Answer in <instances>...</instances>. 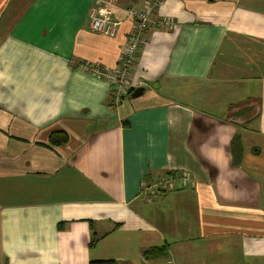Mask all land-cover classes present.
Instances as JSON below:
<instances>
[{"label": "crops", "instance_id": "obj_1", "mask_svg": "<svg viewBox=\"0 0 264 264\" xmlns=\"http://www.w3.org/2000/svg\"><path fill=\"white\" fill-rule=\"evenodd\" d=\"M147 1L105 36L94 0H0V264H264V0H163L117 104L81 65L115 67Z\"/></svg>", "mask_w": 264, "mask_h": 264}, {"label": "built area", "instance_id": "obj_2", "mask_svg": "<svg viewBox=\"0 0 264 264\" xmlns=\"http://www.w3.org/2000/svg\"><path fill=\"white\" fill-rule=\"evenodd\" d=\"M163 0H148L147 9L128 10V16L133 22L132 31L129 34L127 43L123 46L118 64L113 68H101L89 64H82V70L101 77L110 84L114 92L115 102L118 104L121 99L132 90L141 86L133 81V67L139 59L140 51L146 41V30L151 23V15ZM122 22L115 18L114 5L112 0H94L89 14V26L91 31L105 36H115ZM194 178L190 173L177 172L165 175L153 186H148L143 190L149 200L153 199L160 189L181 190L193 186ZM146 196V195H145Z\"/></svg>", "mask_w": 264, "mask_h": 264}, {"label": "trees", "instance_id": "obj_3", "mask_svg": "<svg viewBox=\"0 0 264 264\" xmlns=\"http://www.w3.org/2000/svg\"><path fill=\"white\" fill-rule=\"evenodd\" d=\"M134 91V90H133ZM131 91V92H133ZM132 94V93H131ZM68 135L63 132H54L50 136V145L52 146H63L68 143ZM95 241L92 242V246L94 245ZM165 247L162 248H153L147 251H144L143 257L147 259L151 258H158L161 256L166 255L164 252ZM90 264H120V262L115 261H95L91 262Z\"/></svg>", "mask_w": 264, "mask_h": 264}, {"label": "water", "instance_id": "obj_4", "mask_svg": "<svg viewBox=\"0 0 264 264\" xmlns=\"http://www.w3.org/2000/svg\"><path fill=\"white\" fill-rule=\"evenodd\" d=\"M144 91H145V88H143V87L136 88L133 91L131 96H132V98H138L144 94Z\"/></svg>", "mask_w": 264, "mask_h": 264}, {"label": "rangeland", "instance_id": "obj_5", "mask_svg": "<svg viewBox=\"0 0 264 264\" xmlns=\"http://www.w3.org/2000/svg\"><path fill=\"white\" fill-rule=\"evenodd\" d=\"M135 90V89H134Z\"/></svg>", "mask_w": 264, "mask_h": 264}]
</instances>
